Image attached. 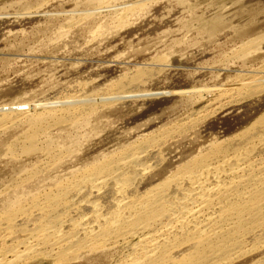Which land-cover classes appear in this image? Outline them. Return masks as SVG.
<instances>
[{
    "label": "rangeland",
    "instance_id": "1",
    "mask_svg": "<svg viewBox=\"0 0 264 264\" xmlns=\"http://www.w3.org/2000/svg\"><path fill=\"white\" fill-rule=\"evenodd\" d=\"M260 67H264V0H0V120L18 115L12 111L70 97L115 96L123 78L138 72L156 76L136 89L139 98L108 100L91 115L83 113L76 126L56 129L54 118L65 114L58 108L27 119L16 116L15 122L2 128L0 208L4 209L0 215L15 205L6 204L16 195L28 205L27 196L40 190L38 185L44 181L40 179L46 177L42 191L47 184L50 190L54 178L65 181L93 156L119 152L155 132L189 122L206 108L216 109L218 99L232 97L228 90ZM262 98L264 93L249 103ZM241 109L213 112L208 124L199 127L198 136L188 140L192 151H206L214 142L239 134L260 113ZM37 116L45 117L43 124ZM210 124L215 127L213 133L208 130ZM37 130L38 149L30 150L26 139ZM48 147L55 154L71 147V155L79 156L64 157L62 161L66 158L70 163L54 165ZM81 158L83 162L77 163ZM67 162L73 165L69 169ZM119 248L89 254L87 261L67 263L43 257L30 263L116 264L129 250L127 245Z\"/></svg>",
    "mask_w": 264,
    "mask_h": 264
},
{
    "label": "bare ground",
    "instance_id": "2",
    "mask_svg": "<svg viewBox=\"0 0 264 264\" xmlns=\"http://www.w3.org/2000/svg\"><path fill=\"white\" fill-rule=\"evenodd\" d=\"M152 76L146 71L128 75L115 96L70 97L12 111L18 115L0 120V130L15 122L16 116L27 119L30 114L42 115L58 108L65 114L55 117L53 125L76 126L83 113L91 115L108 100L139 98L136 89ZM228 91L232 97L220 95L223 99L218 97L216 109L206 108L189 122L155 132L102 158L92 155L70 178H64V172L65 181L47 178L54 183L50 190L46 188L48 180L43 191V185L40 187L46 177L40 179L43 182L38 180L40 190L33 191L40 193L26 195L28 205L23 203L27 202L24 196V201L19 195L9 198L6 205H15L0 215V264H31L43 257L71 263L101 251L113 253L123 245L129 247L128 253L116 264H264V98L249 103L264 93V67L251 71ZM235 108L260 113L239 134L214 142L206 151H201V146V152L192 151L188 140L198 136L199 127L212 113ZM44 119L37 116L38 122ZM208 130L213 133L215 127L210 124ZM38 134L37 130L26 139L30 150L38 149ZM51 147L45 150L54 165L80 150L71 155L73 151L67 147L59 155ZM69 163L61 166L69 169L73 166ZM46 167L41 166L45 171Z\"/></svg>",
    "mask_w": 264,
    "mask_h": 264
}]
</instances>
